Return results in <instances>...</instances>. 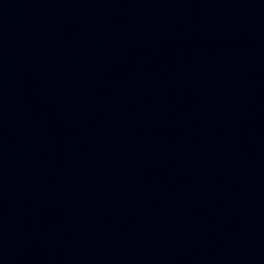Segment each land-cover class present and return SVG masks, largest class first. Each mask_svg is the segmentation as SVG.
<instances>
[{"label":"water","instance_id":"1","mask_svg":"<svg viewBox=\"0 0 264 264\" xmlns=\"http://www.w3.org/2000/svg\"><path fill=\"white\" fill-rule=\"evenodd\" d=\"M0 264H264V0H0Z\"/></svg>","mask_w":264,"mask_h":264}]
</instances>
